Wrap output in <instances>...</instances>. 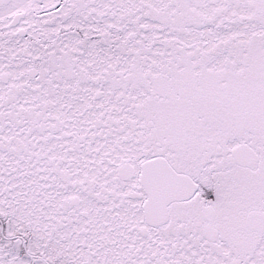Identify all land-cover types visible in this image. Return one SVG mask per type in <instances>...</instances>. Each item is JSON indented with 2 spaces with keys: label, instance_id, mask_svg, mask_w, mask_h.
<instances>
[{
  "label": "snow or ice",
  "instance_id": "1",
  "mask_svg": "<svg viewBox=\"0 0 264 264\" xmlns=\"http://www.w3.org/2000/svg\"><path fill=\"white\" fill-rule=\"evenodd\" d=\"M0 264H264V0H0Z\"/></svg>",
  "mask_w": 264,
  "mask_h": 264
}]
</instances>
